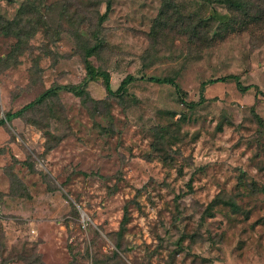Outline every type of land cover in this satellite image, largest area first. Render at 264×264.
Wrapping results in <instances>:
<instances>
[{"label":"rangeland","instance_id":"rangeland-1","mask_svg":"<svg viewBox=\"0 0 264 264\" xmlns=\"http://www.w3.org/2000/svg\"><path fill=\"white\" fill-rule=\"evenodd\" d=\"M107 1L31 0L20 50L0 36V120L82 84L92 34L113 91L128 75L174 78L187 102L228 75L253 88L208 84L189 109L169 85L111 98L98 80L97 104L60 91L0 125V264H264V24L240 30L220 0H109L99 24ZM216 197L237 211L209 216Z\"/></svg>","mask_w":264,"mask_h":264},{"label":"trees","instance_id":"trees-1","mask_svg":"<svg viewBox=\"0 0 264 264\" xmlns=\"http://www.w3.org/2000/svg\"><path fill=\"white\" fill-rule=\"evenodd\" d=\"M162 2L164 4V9L167 10L170 7L169 6L170 0H162ZM220 3L226 5L227 9L230 11V13H232V15H236L234 19L232 18V20L234 24L236 23L240 24V27H241L240 30L242 29V30L249 31L252 25L264 24V0H220ZM109 9H110V1L108 0L106 2V10L104 14L98 18L99 24L107 16ZM163 10H162V14L165 13L163 12ZM30 13L39 14L38 8L31 2V0H25V2L21 5L17 16L13 20L5 21V20L0 19V36L11 37L15 39L16 44H15L14 50H20L22 43H24L23 42L24 41L23 35L25 34L24 25L27 23L28 25L32 26V24L37 25L38 23H41V19H38L37 21L27 20V22L24 23L23 22L24 17ZM225 19L227 22L225 21L226 23L224 24V26L226 27V29H229L230 28L229 18L227 19L225 16ZM42 25L44 26L46 24L42 21ZM92 35H93V40H94L93 44H85L82 49L83 64H84V69H85V78L82 84H79L76 86L54 85L50 87L49 89L43 91L39 96L36 97L35 100L26 104L21 109L15 112L6 113L4 119L0 120V125H3L6 122H11L14 119L22 117L26 111L33 109L37 105H41L45 103L47 100H50L56 97L60 91L69 92L75 97L79 98L84 103L97 104L96 101L90 98L89 92L87 90V85L90 82H96L98 80L102 81L107 97H111V98L113 97L122 98L124 95H126L127 86L136 80H146L148 82L159 84V85H169L173 87L181 103L189 109H194L197 105H199L200 103L204 101V97H203L204 88L208 84H213L216 82H224L227 80H233L236 83L237 89L242 93H245L253 88L251 86L241 85L239 76L228 75L223 78H218V79H213V80L203 82L201 84L199 101L198 102H187L186 93L180 88V86L176 83L174 78H171V77L145 78L144 76L136 78L131 75H128L121 81L119 88L116 91H113L110 85L109 72L106 70H102V69L94 67L90 61V58L93 57L95 54H97V52L100 50L102 46V41L101 39H99L98 35L96 34H92ZM254 89L257 91V93H260L257 90V88H254ZM162 138H163L162 136L159 137V139H162ZM153 148L156 149V151L157 149H159L157 148V145H154ZM220 204L229 206L230 208H232L233 211H237L238 209L234 201L232 200L223 201L221 198L216 197L207 206L205 213L211 216L212 214L209 212V208H213Z\"/></svg>","mask_w":264,"mask_h":264}]
</instances>
